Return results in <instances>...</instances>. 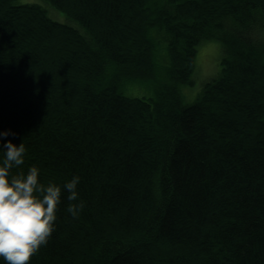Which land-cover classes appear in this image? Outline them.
Masks as SVG:
<instances>
[{
    "label": "trees",
    "instance_id": "1",
    "mask_svg": "<svg viewBox=\"0 0 264 264\" xmlns=\"http://www.w3.org/2000/svg\"><path fill=\"white\" fill-rule=\"evenodd\" d=\"M42 1L0 0V130L84 207L28 264H264V0Z\"/></svg>",
    "mask_w": 264,
    "mask_h": 264
},
{
    "label": "clouds",
    "instance_id": "2",
    "mask_svg": "<svg viewBox=\"0 0 264 264\" xmlns=\"http://www.w3.org/2000/svg\"><path fill=\"white\" fill-rule=\"evenodd\" d=\"M9 135L15 133L0 130V257L3 264H28L55 228L62 191L70 201H78L68 206L72 216L84 207L78 191L81 177L74 174L62 185L44 184L35 165L10 175L13 167L24 164L26 147L5 139Z\"/></svg>",
    "mask_w": 264,
    "mask_h": 264
},
{
    "label": "rangeland",
    "instance_id": "3",
    "mask_svg": "<svg viewBox=\"0 0 264 264\" xmlns=\"http://www.w3.org/2000/svg\"><path fill=\"white\" fill-rule=\"evenodd\" d=\"M17 1L18 2H35L41 5L43 4L47 7V12L50 17L56 20H59V21H66V16L62 12H59L52 6L49 7V5L44 3V1L42 0H17ZM219 54H220L219 45L215 41L206 40L198 45L196 58H195L196 59L195 69L192 74L194 82L192 86L185 87L188 95L194 96V94L201 87L202 83L215 73V71L217 70V66H218L217 63H218ZM137 90L138 89H135L134 91H137ZM192 96H190L189 98H191Z\"/></svg>",
    "mask_w": 264,
    "mask_h": 264
}]
</instances>
